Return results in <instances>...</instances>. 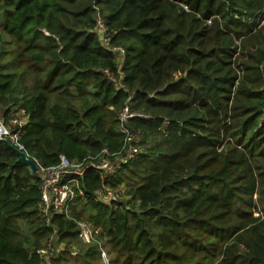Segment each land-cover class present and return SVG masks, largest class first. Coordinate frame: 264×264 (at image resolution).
Returning a JSON list of instances; mask_svg holds the SVG:
<instances>
[{
	"label": "trees",
	"instance_id": "obj_1",
	"mask_svg": "<svg viewBox=\"0 0 264 264\" xmlns=\"http://www.w3.org/2000/svg\"><path fill=\"white\" fill-rule=\"evenodd\" d=\"M262 21L264 0H0V115L21 121L5 140L37 167L117 154V115L141 116L125 123L137 154L107 182L130 199L95 202L88 170L71 207L108 264H264ZM5 140L0 264H45L47 244L49 264H103L72 219L40 218V177Z\"/></svg>",
	"mask_w": 264,
	"mask_h": 264
},
{
	"label": "built area",
	"instance_id": "obj_2",
	"mask_svg": "<svg viewBox=\"0 0 264 264\" xmlns=\"http://www.w3.org/2000/svg\"><path fill=\"white\" fill-rule=\"evenodd\" d=\"M263 23L264 21L261 22V24ZM102 30L103 28L100 32H102ZM103 41L106 47H109V45H107L108 39L103 38ZM111 50L118 52L121 56H125V52L121 48L113 47ZM137 116L140 115L136 112H132L127 104H125L123 109L117 115L119 126L124 134L123 147L119 153L108 154L106 150H102L99 157L83 159L81 161H69L65 157L60 156L59 162L55 166H38L37 173L40 177V218L46 222V224L54 216H63L67 219H72L77 228H79V242L83 245L95 244L98 247L100 256L104 260H106V255L102 251V245L99 240H95L94 238L96 227L91 223L75 219L71 214V207L75 203V199L85 198L82 180L88 170L100 173L102 186L93 195L94 201L106 204L107 206L120 203L118 202L120 192L117 190V187L110 188L107 182L119 171L122 164L137 154L139 150V146L137 145L139 138H137L136 134H132L125 126V123L129 119ZM20 125L21 121L15 119L6 124L0 115V141L9 139L11 142H16L18 140V132L14 127ZM18 148L23 151L22 146H19ZM39 253L45 257V264H49L50 258L53 257V251L50 248V245L47 244L45 248L39 251ZM103 264H108V262L105 261Z\"/></svg>",
	"mask_w": 264,
	"mask_h": 264
},
{
	"label": "rangeland",
	"instance_id": "obj_3",
	"mask_svg": "<svg viewBox=\"0 0 264 264\" xmlns=\"http://www.w3.org/2000/svg\"><path fill=\"white\" fill-rule=\"evenodd\" d=\"M101 24H98V28H97V30L100 32V30L102 29V25L100 26ZM117 190L120 192V196H119V199H118V202H121V203H123V204H126V202L130 199V196L127 194V188L126 187H123V185H119L118 187H117ZM81 212V208L80 207H78V208H76V213H80ZM260 214V212H258V213H255V215H259ZM81 220H82V222H87V223H89L88 222V219H87V215L86 214H83L82 215V218H81ZM99 233H100V229L99 228H97L96 227V232H95V234H94V238H95V240L97 239V237H98V235H99ZM100 243H101V245H102V251L105 253V255H106V260H104L102 257H101V261L102 262H105V261H109V257L107 256V246L105 247V245H104V239L103 240H100ZM58 248H59V250L60 249H62V245H59L58 246ZM80 246H79V243H78V245H72L71 246V252H72V256H73V258H75V256H77V254H79L80 253ZM74 254H76V255H74ZM121 262V261H120ZM77 264H84L82 261L80 262H78ZM121 264V263H120Z\"/></svg>",
	"mask_w": 264,
	"mask_h": 264
},
{
	"label": "water",
	"instance_id": "obj_4",
	"mask_svg": "<svg viewBox=\"0 0 264 264\" xmlns=\"http://www.w3.org/2000/svg\"><path fill=\"white\" fill-rule=\"evenodd\" d=\"M5 142L13 150V152L17 156L15 163H17V164L21 163V164L25 165L31 173H37V171H38L37 165L35 164V162L31 158H29L27 156V154L24 151H22L19 148L12 146L10 144V142H8L6 140H5Z\"/></svg>",
	"mask_w": 264,
	"mask_h": 264
}]
</instances>
